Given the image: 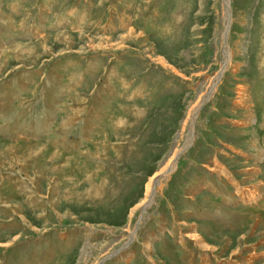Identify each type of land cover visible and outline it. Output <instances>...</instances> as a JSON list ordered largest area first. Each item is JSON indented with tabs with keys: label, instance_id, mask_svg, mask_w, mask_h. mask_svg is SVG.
I'll return each instance as SVG.
<instances>
[{
	"label": "rangeland",
	"instance_id": "1",
	"mask_svg": "<svg viewBox=\"0 0 264 264\" xmlns=\"http://www.w3.org/2000/svg\"><path fill=\"white\" fill-rule=\"evenodd\" d=\"M229 2L0 0V264H264V0Z\"/></svg>",
	"mask_w": 264,
	"mask_h": 264
},
{
	"label": "bare ground",
	"instance_id": "2",
	"mask_svg": "<svg viewBox=\"0 0 264 264\" xmlns=\"http://www.w3.org/2000/svg\"><path fill=\"white\" fill-rule=\"evenodd\" d=\"M229 0H226V4L229 7ZM231 14V18H232V13H231V9L229 7V13ZM233 19V18H232ZM228 60L229 63L232 59L231 56V51H229L228 53ZM200 105V104H199ZM197 109H195L194 111L191 112L190 114V118H192V114L194 112H196ZM179 153V149L177 151L174 152L173 156L168 160L167 164L161 169V171L159 173H157L151 180V183L149 184L145 199L142 201L141 205L139 206V212L142 209V207H144L146 210L148 209V207L152 204L151 199H153L155 197V193L159 190L160 188V184L164 179H167V177L170 175V173H172V171L176 168L177 164H175L174 158L176 157V155ZM238 191V190H237ZM256 191V190H254ZM242 227V226H241ZM131 229H129V233H130ZM196 236V235H195ZM104 258V257H103ZM102 258V259H103Z\"/></svg>",
	"mask_w": 264,
	"mask_h": 264
}]
</instances>
